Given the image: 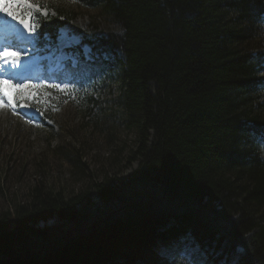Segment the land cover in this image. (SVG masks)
Segmentation results:
<instances>
[{
	"label": "trees",
	"instance_id": "16d2710c",
	"mask_svg": "<svg viewBox=\"0 0 264 264\" xmlns=\"http://www.w3.org/2000/svg\"><path fill=\"white\" fill-rule=\"evenodd\" d=\"M81 4L120 28L77 32L99 54L89 77L117 82L135 135L127 163L141 161L120 186L91 183L95 206L37 181L0 209V264H264V0ZM47 5L39 27L55 31L71 14ZM68 159L83 177L80 156Z\"/></svg>",
	"mask_w": 264,
	"mask_h": 264
},
{
	"label": "rangeland",
	"instance_id": "374dc122",
	"mask_svg": "<svg viewBox=\"0 0 264 264\" xmlns=\"http://www.w3.org/2000/svg\"><path fill=\"white\" fill-rule=\"evenodd\" d=\"M31 2L36 4L37 0ZM51 2L70 11V19L62 27L69 31L82 30L85 35L106 36L120 30L116 23L100 14L98 8H87L81 0H40L41 4ZM49 8L48 5L41 9V13L53 16L55 12ZM6 27V31L11 30V26ZM261 47L264 50V40ZM24 59L23 63H28V59ZM85 75L86 72H80L77 77L71 76L75 77L71 84L75 87L68 84L67 88L59 80L47 84L24 82L44 85L29 88L21 94L38 110L39 113L33 115L38 116L41 112L44 117L36 120L35 125L18 109L0 108V209L26 202L29 189L37 181L60 188L68 196L86 191L84 202L99 205L100 199L90 188L91 183L102 181L106 176L109 184L120 186L138 168L140 157H134L129 164L126 159L130 150H134L135 135L125 127L114 102L118 93L117 82L101 85V80L96 78L87 85L86 92H82L75 84ZM260 76L264 78V70ZM33 92L37 94L32 96ZM89 94L98 103L87 102ZM259 153L264 159V147H259ZM73 155L80 156L81 162L85 163L83 177L75 174L76 170L68 159ZM56 222L57 218L52 216L37 225L49 227ZM177 261L191 264L182 255H178ZM218 264H226V260Z\"/></svg>",
	"mask_w": 264,
	"mask_h": 264
},
{
	"label": "snow or ice",
	"instance_id": "6c2138e0",
	"mask_svg": "<svg viewBox=\"0 0 264 264\" xmlns=\"http://www.w3.org/2000/svg\"><path fill=\"white\" fill-rule=\"evenodd\" d=\"M47 4H41L37 0L33 4L31 0H0V13L12 17L19 21L20 24L29 33H34L39 27L38 23H33L38 13H41L42 8H47ZM45 18H48L47 13H44ZM17 43L13 44L11 41L4 43L0 41V108L10 106L13 111L18 107H27L29 105L19 103L25 98L24 94L29 88L44 87V85H32L28 83L14 84L11 79L6 77L9 75L11 69L18 68L23 57L28 55L27 48H22L20 42L24 40L23 37L17 35ZM18 49V50H17ZM59 88V85H55ZM67 88V85H65ZM63 90V89H62ZM37 93L33 92L31 95L35 96ZM7 101V104L5 103Z\"/></svg>",
	"mask_w": 264,
	"mask_h": 264
},
{
	"label": "bare ground",
	"instance_id": "6f19581e",
	"mask_svg": "<svg viewBox=\"0 0 264 264\" xmlns=\"http://www.w3.org/2000/svg\"><path fill=\"white\" fill-rule=\"evenodd\" d=\"M8 27V26H11V27H9V28H11V30H9V31H7V32H9V33H12V32H15V28H16V26H15V22H10V21H8L7 23H5V27ZM6 27V28H7ZM0 30H1V28H0ZM23 60H25V59H23ZM27 62H28V60H27ZM22 68H20V70L19 71H22L21 70Z\"/></svg>",
	"mask_w": 264,
	"mask_h": 264
}]
</instances>
